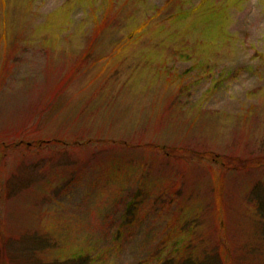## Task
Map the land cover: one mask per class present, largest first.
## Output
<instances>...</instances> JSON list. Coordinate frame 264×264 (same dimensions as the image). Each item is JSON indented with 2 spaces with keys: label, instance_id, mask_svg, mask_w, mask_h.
Here are the masks:
<instances>
[{
  "label": "rangeland",
  "instance_id": "1",
  "mask_svg": "<svg viewBox=\"0 0 264 264\" xmlns=\"http://www.w3.org/2000/svg\"><path fill=\"white\" fill-rule=\"evenodd\" d=\"M207 255L264 264V0H0V264Z\"/></svg>",
  "mask_w": 264,
  "mask_h": 264
},
{
  "label": "trees",
  "instance_id": "2",
  "mask_svg": "<svg viewBox=\"0 0 264 264\" xmlns=\"http://www.w3.org/2000/svg\"><path fill=\"white\" fill-rule=\"evenodd\" d=\"M189 246L185 245L182 247V250L180 253L185 254L186 251L188 250ZM84 260V259H83ZM83 260H79V258L75 261V264H87V262H83ZM224 262L220 261L219 259H217V262L212 260L211 256H206L204 257L202 260H195L192 259L191 257L189 258H184L183 260H179L177 262H175L174 260H165V262H162L161 264H223Z\"/></svg>",
  "mask_w": 264,
  "mask_h": 264
}]
</instances>
